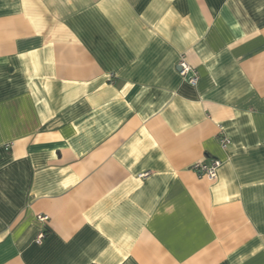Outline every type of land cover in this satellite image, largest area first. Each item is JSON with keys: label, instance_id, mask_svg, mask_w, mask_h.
Segmentation results:
<instances>
[{"label": "crops", "instance_id": "1", "mask_svg": "<svg viewBox=\"0 0 264 264\" xmlns=\"http://www.w3.org/2000/svg\"><path fill=\"white\" fill-rule=\"evenodd\" d=\"M0 264H264V0H0Z\"/></svg>", "mask_w": 264, "mask_h": 264}, {"label": "built area", "instance_id": "2", "mask_svg": "<svg viewBox=\"0 0 264 264\" xmlns=\"http://www.w3.org/2000/svg\"><path fill=\"white\" fill-rule=\"evenodd\" d=\"M178 69H179L180 75L187 78L191 84H196L198 82L199 74L197 70L194 67H192L190 64H188L186 60H184V58H182L179 61ZM219 139L224 148H226L230 143V140L225 136H221ZM5 147L6 149H8L9 145L6 144ZM221 165H222V161L220 159L215 158L211 160L210 162H205V161L195 162L191 166V168L199 177H207L211 180H214L218 176V170ZM40 218L43 220L48 219L47 216H40ZM44 236L45 234L42 232L38 236L37 242L40 243Z\"/></svg>", "mask_w": 264, "mask_h": 264}]
</instances>
